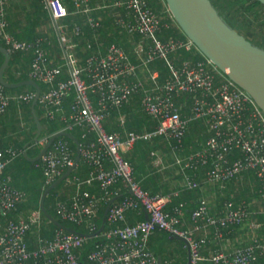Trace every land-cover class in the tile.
<instances>
[{
  "label": "built area",
  "instance_id": "obj_1",
  "mask_svg": "<svg viewBox=\"0 0 264 264\" xmlns=\"http://www.w3.org/2000/svg\"><path fill=\"white\" fill-rule=\"evenodd\" d=\"M32 1L41 2L56 23L65 52L64 65L53 64L45 48L47 39L31 42L10 32L11 0H0V38L12 54L32 53L29 78L47 87L38 103L49 120L62 124L56 133L82 129L80 154L87 169L85 177L75 173L80 163L78 152L70 138L59 137L35 163L43 171L45 189L75 166L56 194L55 211L62 221L85 225L88 234L99 230L101 209L118 198L109 208L104 231L95 237L98 240L88 254L89 264H174L175 260L161 259L151 249V237L157 231L185 239L191 264H264V220L255 217L257 213L264 215V112L254 99L208 58L178 62L180 51L197 48L189 38H162L172 25V17L157 12L150 0H119L99 8L91 6V0ZM100 8L122 10L115 24L131 36L140 37L134 51L138 63L122 46L113 43L105 56H91L82 65L74 51L76 44L67 33L68 26L62 21L72 13L86 15L89 25L97 30L102 22L92 13ZM73 31L78 36L82 27L76 25ZM157 60L169 67V78L164 82L160 81V71L151 68ZM64 68L68 71L66 79L62 78ZM141 70L148 74L147 80ZM138 94L143 111L156 122L154 130L110 131L106 122L112 110L130 103ZM35 97V91L11 94L0 83V114H5L13 102L32 103ZM125 120L122 115L121 126ZM196 120L205 122L208 137L199 148L184 154L189 126ZM52 135L42 137L38 143L44 147ZM157 137L168 141L185 190L218 186L226 190L245 173L253 172L259 197L252 202L227 199L214 212L210 199L202 196L191 212L192 227L186 226L188 203L182 201L169 208L181 191L152 194L142 186L125 157L138 142ZM21 154L23 151L14 146L0 149L3 216L27 197L5 173ZM154 155L157 165H161L162 157L157 152ZM130 212L145 213L148 218L131 224ZM43 216L40 208L5 224L0 218V264H82L80 251L90 238L62 228L46 238L41 234ZM238 228L243 229V235L228 245V235ZM209 229L222 249L207 256L212 242ZM32 234L36 235L34 248L29 244Z\"/></svg>",
  "mask_w": 264,
  "mask_h": 264
},
{
  "label": "trees",
  "instance_id": "obj_2",
  "mask_svg": "<svg viewBox=\"0 0 264 264\" xmlns=\"http://www.w3.org/2000/svg\"><path fill=\"white\" fill-rule=\"evenodd\" d=\"M166 3V1L164 0ZM216 8L220 11V13L224 16L225 20L235 29H237L240 33L245 35L248 39H250L253 43V31L252 28L254 27V23H257L258 26H261L264 30V5L258 0H212ZM151 6L159 13H162L168 17L172 14L166 6L164 8L163 2L161 0H150ZM167 5V3H166ZM71 6V5H70ZM73 7L71 6V9ZM118 11H96L93 13V16L97 19L102 21V27L95 30L93 29L89 23L87 22V18L85 15L82 14H71L66 17L62 23L68 26V35L73 37V42L76 44L74 49L76 55L82 59V65L85 64L86 60L90 57L89 53H84L83 46L87 44L89 41H95L96 35L105 34V30L108 26H110L109 21L115 22L116 15H118ZM104 17V19H103ZM172 17V16H171ZM249 17V18H248ZM115 18V20H114ZM172 25L171 27L164 32L162 38L168 39L170 37L179 38V39H188V37L184 34L179 25H177L175 19L172 17L171 20ZM68 22V23H67ZM76 25H80L82 27V33L78 36L74 34V27ZM180 28V29H179ZM241 31H240V30ZM35 30V29H34ZM23 31L21 34L18 33L17 36L20 39H28L34 40L33 37L39 34H36L35 31ZM182 31V32H181ZM243 31V32H242ZM32 32V33H31ZM23 34V35H22ZM24 36V37H23ZM113 43H117L118 45L125 48L124 44L120 43L115 39H110L108 44L109 46ZM0 46H5V43L0 38ZM48 44L45 45V48H48ZM197 48V47H196ZM127 51V50H126ZM194 52V53H192ZM192 52H188L182 50L178 53L177 58H179L178 62L183 60H205L207 59L206 56L201 54V51L197 48ZM129 53V52H128ZM2 58H0V66L4 62V55L0 53ZM131 58L134 61H137V57L135 56L134 52H130ZM25 57L27 62L32 61V53H13L10 61V65L6 71L7 80L10 82H19L25 79H28L27 74L21 75V77H15L14 74L19 72V70L15 67L16 62L21 59L20 57ZM29 56V57H27ZM50 56V55H49ZM58 56V55H57ZM60 57V56H58ZM52 57L50 56V59ZM52 60V59H51ZM55 65V64H54ZM154 67V68H153ZM153 69H159L161 73L160 81L164 82L166 79L169 78V68L165 61L157 60L152 65ZM11 72V73H10ZM42 91H44L47 87L44 84H41ZM6 90L11 94H19L27 91H35V88L32 86H25L16 89H9ZM22 91V92H21ZM19 92V93H17ZM191 102V98L188 100ZM141 94L135 95L134 98L131 100L130 103L122 106L121 108H115L112 110L110 117L108 118L106 125L110 131H136V132H146V131H153L156 122L147 115L142 108L141 105ZM19 107L23 109H28L27 116L19 117ZM32 103H23L19 104L17 102H13L5 114H0V149L7 148L8 146H14L23 151V154L16 159L13 163H11L7 169L6 174L11 175L13 178V184L15 187L21 189L22 191L26 192V200L20 203L17 209L9 212L7 216H3L0 214V218L2 222L5 224L7 220L10 219H18L19 217H27L29 213L33 210L40 209V200L42 194L44 193L45 186H44V174L43 171L35 166V163L31 162L28 157L24 155L27 151L29 157L35 158L40 151L42 150V145L38 143L39 141H34V138L37 134V125L32 114ZM11 109L14 113V117L17 116L18 118H11L12 114ZM36 113L41 120L43 126V134L42 137L47 135H52L57 131L62 129V124L60 122L51 121L46 116L43 115L44 109L38 103L36 105ZM125 116L126 120L124 126L120 125V122L117 120L120 116ZM29 121V126L27 124V120ZM116 119V120H115ZM115 120V121H113ZM26 123V125H25ZM49 126V127H48ZM26 131L27 135H24L23 132ZM19 132V133H18ZM71 133H73L80 142H84L82 138V129L75 128ZM8 136V137H7ZM24 137V139H21ZM208 137L207 128L205 122L203 120H196L193 121L190 126L189 130L185 139V149L183 151L184 154H189L196 148L201 146V143L205 142ZM72 145L74 150L77 152V147L74 141L71 139ZM161 142L163 151L170 152L169 143L166 139L162 137L154 138L150 141H140L136 144L135 148L130 151V153H126L125 157L127 160L133 165L135 169V173L139 181L142 183V186L151 192L152 194H168L170 191H162L161 188V173H154L152 174V168L147 169V165H152V161L155 159L154 151L157 150L158 146ZM16 144V145H15ZM34 147V148H33ZM37 153V154H36ZM170 156H173L170 154ZM174 164L179 168L176 164L175 157L173 156ZM83 164L81 160L79 166ZM154 170L153 172H155ZM75 173H80L79 175L85 177L87 175L86 166L82 167V170L76 169ZM151 173V174H149ZM192 173V172H191ZM85 175V176H84ZM245 184L243 191L241 194H238L235 189L236 184ZM253 183V184H252ZM37 185V186H36ZM254 185V188L252 187ZM239 186V185H238ZM63 187V183L60 184L57 188H55L51 194L46 198L45 204L48 212L56 217L59 221L64 223L65 225L76 229L77 231L88 234L90 231L85 225H76L71 222H65L58 218L56 211H55V202H56V194H58L60 188ZM253 188V189H252ZM231 190L232 197L236 202L247 201L252 202L253 199L259 197V184L255 178L253 172L245 173L244 177L238 181H234L229 184L227 190ZM252 189V190H251ZM93 191H96L93 189ZM181 191V190H180ZM174 192V191H173ZM172 193V192H171ZM198 194L202 195L200 189L198 190H184L181 191L179 197H175L173 199L172 205L179 204L182 201H186L188 203V194ZM64 198V197H63ZM222 204H220L221 206ZM189 206V205H188ZM219 206V207H220ZM35 208V209H34ZM32 209V210H31ZM106 206H104L100 211V218L98 220L99 228H101L104 213H105ZM193 210V209H192ZM188 213V208L187 212ZM255 215V214H254ZM255 217H258L259 220H264V215L261 213H257ZM44 225L45 227L42 228L41 234L46 238H52L56 231L59 229L54 223L50 222L45 215L43 216ZM142 219V218H141ZM159 232V231H158ZM157 233V232H156ZM166 232H164L165 234ZM163 234V237H164ZM168 234V233H167ZM98 238H90L84 245V247L80 251L81 263L82 264H89L88 262V254L94 248L95 243L97 242ZM165 240V239H164ZM166 241V240H165ZM31 248H34L35 245L33 243H29ZM159 255V253L155 252ZM160 257V256H159ZM176 264H183L181 261L176 262ZM213 264V263H209Z\"/></svg>",
  "mask_w": 264,
  "mask_h": 264
},
{
  "label": "water",
  "instance_id": "obj_3",
  "mask_svg": "<svg viewBox=\"0 0 264 264\" xmlns=\"http://www.w3.org/2000/svg\"><path fill=\"white\" fill-rule=\"evenodd\" d=\"M258 1L264 5V0ZM166 3L176 23L201 53L229 79L245 90L264 112V48L254 44L245 35L232 27L216 8L212 0H166ZM0 53L5 57L4 62L0 66V83L9 89L32 86L36 90V97L32 103V112L37 125V134L34 141H39L43 134V126L36 113V105L40 99L42 87L40 83L30 78L19 82L8 81L6 71L10 65L12 53L5 46H0ZM59 137H68L74 141L78 152V164L81 160L80 141L73 133L67 131L53 134L49 142L35 158L29 157L27 151L24 155L33 163L40 161L52 143ZM74 170L75 166L44 191L40 200V208L45 217L58 228L85 235L88 238H95L104 231L109 208L118 199L117 197L106 207L101 228L94 234H84L65 225L51 215L46 208V198ZM178 239L186 242L183 238ZM189 264H191L190 260Z\"/></svg>",
  "mask_w": 264,
  "mask_h": 264
},
{
  "label": "crops",
  "instance_id": "obj_4",
  "mask_svg": "<svg viewBox=\"0 0 264 264\" xmlns=\"http://www.w3.org/2000/svg\"><path fill=\"white\" fill-rule=\"evenodd\" d=\"M119 1V0H91V6L95 7V8H99V7H103V6H108L113 4L114 2ZM163 2L164 8H166V3L164 2V0H161ZM113 10V11H118L119 13H121L122 10L119 9H111V8H100V9H96L93 11H105V10ZM41 12H46L48 17L47 19H42L39 15ZM92 13V15H93ZM86 16V15H85ZM117 17V15H116ZM115 17V18H116ZM8 18L10 20V32L14 35H16V37L18 38L17 34L18 33H22L23 31H35L36 34H39L38 36H34L33 39L34 40H28L27 41H31V42H35L38 38H45L47 39V44H48V48H46L48 54L52 57V61L53 64L55 65H64V63L61 62V59L59 56V52H63V57L65 59V52L63 50V46L59 40V35L57 32V26L56 23L54 22V20L51 17V14L49 13V11L45 8V6L39 2V1H32V0H11L9 8H8ZM87 18V16H86ZM114 18V20H115ZM104 19V17H103ZM50 20V21H49ZM38 21H43L44 26L42 27H34V25H36V23ZM109 24L110 26H108L105 30V34H101V35H96L95 37V41H89L87 42V44L85 46H83V52L84 53H88L91 52L92 55L91 56H105L107 54L108 48H109V40L110 39H115L117 41H119L120 43L124 44L125 46V50H127V52H129L132 50L133 52L135 51V45L137 43L136 39L137 37L134 38V36H131L125 29H123L122 27H119L115 24V22H111L110 20ZM102 22V21H101ZM74 30V29H73ZM55 31V32H54ZM31 32V33H32ZM56 34V36H55ZM75 34V33H74ZM71 39H73V37L70 35L69 36ZM20 39V38H19ZM57 39V40H56ZM21 40H25V39H21ZM58 55V56H57ZM90 56V57H91ZM29 57V56H27ZM21 59H19V61L16 62V68L19 70V72H16L14 74L15 77H21V75L23 74H27L29 77V69L31 66L30 62H27V58L25 57H20ZM66 61V59H65ZM80 61H82V59L80 58ZM141 75L144 79H148V74L143 72L144 70H141ZM148 76V77H147ZM68 77V71L67 68H64V74L62 76V78L66 79ZM29 79V78H28ZM70 103H66L67 107L69 106ZM19 117L22 116H27V114L29 112H27L26 109H23L21 107H19ZM32 110V107H31ZM26 111V112H25ZM11 113H13L12 109H11ZM26 114V115H25ZM33 114V112H32ZM43 115L45 116V114L43 113ZM34 116V115H33ZM16 118H18L17 116H15ZM14 117V113L12 114L11 118H15ZM116 120V119H115ZM113 120V121H115ZM119 122L121 120V116L117 119ZM27 124L29 126V121L28 119L26 120ZM26 125V123H25ZM8 137V136H7ZM21 139H24V137H22ZM159 146L157 148L156 151L157 154H159V156L162 157V164L161 165H157L156 163V157L155 159L152 161V165L148 164L147 169H151L152 168V174L154 173H161V188L162 191H178L181 190L184 192V188H183V178L179 173V169L178 167L174 164V160L173 156H170V152H165L163 151V148H161L160 146H162L161 142H159ZM130 153V151L128 152ZM172 157V158H171ZM84 163L81 165V167L79 166V171L82 170ZM85 166V165H84ZM154 170H156L155 172H153ZM149 173V174H151ZM212 188V187H211ZM209 187L205 188V190L201 191L202 195H198L196 194H188V213L186 214L185 217V224L188 227H192V223L190 221V216H191V212L192 209H195L198 204H199V200L202 196H207L208 198H210V196H215L213 191L208 190ZM214 189V188H213ZM216 189V188H215ZM214 189V190H215ZM217 190V189H216ZM186 191V190H185ZM214 207V212L217 211L218 209H220V205L218 204H213ZM146 218L145 213H135V212H130L128 215V222L131 224H134L136 222H138L139 220H141ZM209 234H210V238L212 239V242L209 244V247L206 250V255L210 256L214 251L218 250V249H222V244H218L215 242L214 238H213V230L209 229L208 230ZM244 231L243 229H235L231 234H229V244H234L237 242L238 238L241 237L243 235ZM164 232L163 231H157V233H155L152 237H151V241H150V246L151 249L154 252L159 253V256L161 257V259H173L174 264H176V262H180L183 264H189V260H190V254H189V248H188V244L187 242H183L184 243V249L186 251V257H184V255L180 254L179 256L175 254V250L174 247H172V245L168 242H166L164 240L163 237ZM167 234V233H166ZM199 236L204 235V232H198ZM30 243H33V245H36V235L32 234L29 237ZM210 262H205L204 264H209Z\"/></svg>",
  "mask_w": 264,
  "mask_h": 264
},
{
  "label": "rangeland",
  "instance_id": "obj_5",
  "mask_svg": "<svg viewBox=\"0 0 264 264\" xmlns=\"http://www.w3.org/2000/svg\"><path fill=\"white\" fill-rule=\"evenodd\" d=\"M166 1V0H165ZM42 19H47L48 15L46 12H41L40 15H39ZM172 16V15H171ZM173 17V16H172ZM174 18V17H173ZM249 18V17H248ZM178 25V24H177ZM42 27L44 26L43 24V21H38L36 23V25H34V27ZM180 29V28H179ZM263 28L261 26H258L257 23H254V27L252 28V31H253V40H255L254 44L260 46V47H263L264 48V30H262ZM181 30V29H180ZM240 30V29H239ZM242 30V29H241ZM240 30V31H241ZM55 32V31H54ZM182 32V31H181ZM243 32V31H242ZM56 36V34H55ZM137 37V38H135ZM134 38L136 39V41L140 40V37L139 36H134ZM57 40V39H56ZM132 51V50H131ZM130 51V52H131ZM59 56H60V59H61V62L64 63L65 62V59L63 57V52H59ZM194 53V52H192ZM203 55V53H201ZM92 53L90 52L89 53V56H91ZM204 56V55H203ZM0 58H2V56L0 55ZM137 60V59H136ZM138 63V60L135 61ZM153 65V64H152ZM152 65H151V68H152ZM154 68V67H153ZM152 68V69H153ZM169 68V67H168ZM154 70H159V69H154ZM19 93V92H17ZM0 120H2V118H0ZM24 135H27L26 131L23 132ZM172 158V157H171ZM173 160V159H172ZM253 184V183H252ZM239 185V186H238ZM37 186V185H36ZM245 184H236L235 185V189H236V192L238 194H241V192L243 191V188H244ZM252 187L254 188V185H252ZM252 188V189H253ZM61 189V188H60ZM215 189V188H214ZM213 188L209 187L208 190L210 191H213L214 192V195L215 196H210V201L212 204H222L223 202H225V200L227 199H230L232 197V194H231V190H225V189H222L221 187H216V189L214 190ZM251 189V190H252ZM164 239L166 240V242L170 243L172 245V247H174V250H175V254L176 255H184V257H186V251L183 250L184 249V243L179 240L178 238L174 237V238H171V236L169 234H164Z\"/></svg>",
  "mask_w": 264,
  "mask_h": 264
},
{
  "label": "bare ground",
  "instance_id": "obj_6",
  "mask_svg": "<svg viewBox=\"0 0 264 264\" xmlns=\"http://www.w3.org/2000/svg\"><path fill=\"white\" fill-rule=\"evenodd\" d=\"M50 21V20H49ZM68 23V22H67ZM23 35V34H22ZM24 37V36H23ZM26 40V39H25ZM31 54V53H30ZM11 73V72H10ZM27 91V90H26ZM22 92V91H21ZM33 103V102H32ZM26 112V111H25ZM26 115V114H25ZM49 127V126H48ZM19 133V132H18ZM42 138V137H41ZM16 145V144H15ZM34 148V147H33ZM37 154V153H36ZM84 166V165H83ZM80 174V173H79ZM85 176V175H84ZM35 209V208H34ZM32 210V209H31ZM171 238H174V237H171ZM176 238H180V237H176ZM186 241V240H185ZM189 254H190V251H189Z\"/></svg>",
  "mask_w": 264,
  "mask_h": 264
}]
</instances>
